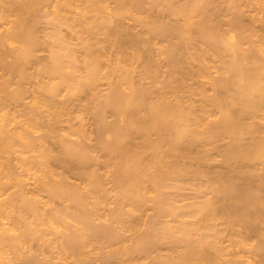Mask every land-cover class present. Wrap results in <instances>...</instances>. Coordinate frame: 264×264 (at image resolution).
I'll list each match as a JSON object with an SVG mask.
<instances>
[{
  "label": "bare ground",
  "instance_id": "bare-ground-1",
  "mask_svg": "<svg viewBox=\"0 0 264 264\" xmlns=\"http://www.w3.org/2000/svg\"><path fill=\"white\" fill-rule=\"evenodd\" d=\"M12 16L0 32V187L14 186L0 201V264H245L252 238L264 264L251 188H264V0H0V27ZM220 142L230 171L250 164L231 174L247 188L205 174Z\"/></svg>",
  "mask_w": 264,
  "mask_h": 264
},
{
  "label": "rangeland",
  "instance_id": "rangeland-1",
  "mask_svg": "<svg viewBox=\"0 0 264 264\" xmlns=\"http://www.w3.org/2000/svg\"><path fill=\"white\" fill-rule=\"evenodd\" d=\"M108 2H109L110 4H109ZM108 2H106V3L109 4V5H107V6H108L107 8H108V10H109V9H110L109 6L111 5L110 7L112 8V5L114 6V3H112L111 1H108ZM127 16H128V15H127ZM125 17H126V16H125ZM14 19H15V17L12 16V17H7V18L5 19L6 21L3 20V21H2V25H1V27H0V28H1V29H0V32L3 31V29H4V30L7 29V28L9 29V26L12 25V22L14 21ZM129 22H130V21H127V23H129ZM45 23H46V22H45ZM127 23H126L125 26L128 25ZM39 25H42V24L40 23ZM44 25H45V24H44ZM44 25H43V26H44ZM43 26H42V28H43ZM45 26H46V25H45ZM125 26H124V27H125ZM40 27H41V26H39L38 28H40ZM124 27L122 28L123 30L126 28V27H125V28H124ZM127 27H129L128 30L125 29L127 32H125V31H123V32H119V33H122V35L120 34V35H121V38H120L121 40H120L119 42L121 43V41H122L123 38H124V40H127V41H124V40H123L125 43L127 42V43L124 44V45H122V43H123V41H122L121 45L123 46V48H124V47H125V48H126V47L128 48V47L130 46V45H129V40H128L129 38H128V37H132V36H133L132 33H135V32H136V29H135L134 32L131 31L132 29L130 28L129 25H128ZM8 29H7V30H8ZM61 29H63V32L61 33V35H62V34L65 35V33L68 32L67 30H64V27H62ZM130 29H131V30H130ZM9 30H10V29H9ZM40 30H44V29H41V28H40L39 31H40ZM133 30H134V29H133ZM37 31H38V30H37ZM65 31H66V32H65ZM41 32L43 33L44 31H41ZM41 32H39L40 35H43V36H44V34H42ZM64 32H65V33H64ZM131 32H132V33H131ZM69 33H70V32H69ZM69 33H67V36H66V38H69L67 41L70 42V43H74L75 40L70 39L69 36H71V37H73V38H74L75 36H74L73 33H70V34H69ZM124 33H125L126 35H125ZM258 33H259V32H258ZM123 34H124V35H123ZM63 35H62V36H63ZM130 35H131V36H130ZM43 36H42V37H43ZM125 36H126V37H125ZM118 38H119V36H118ZM125 38H126V39H125ZM127 38H128V39H127ZM45 40H46V39H45ZM7 41L13 43V44H11V45H12V48L17 49L18 47L21 46V45H20L21 43L18 42L19 44H17V43H15L16 41H13L12 39H8ZM46 41H47V40H46ZM13 45H15V46L13 47ZM19 45H20V46H19ZM16 46H18V47H16ZM38 48H39V49H38V53H37V55H39V57H41V54L43 55V53H44L45 56L43 55V56H44L43 58H46V56H48L49 53L47 54V51H46L47 49L44 47V44H43V42H42V39H40V43H39V45H38ZM127 48H126V49H127ZM40 49H41V50H40ZM43 50H44V51H43ZM42 52H43V53H42ZM39 53H40V54H39ZM81 56H82V55H81ZM41 58H42V57H41ZM78 58L80 59V56H79ZM81 59H82V57H81ZM8 60H11V59L8 58ZM77 63H78V64H76V65L78 66V69L80 68L79 66H81V68L79 69V71L74 72V70H72V69H70V70L73 71L74 74L76 73V76L78 77V75H84V72H83V70H82L83 65H80V63L82 64V60L78 61V59H77ZM68 70H69V69H68ZM70 70H69V71H70ZM71 71H70V72H71ZM81 71H82V72H81ZM70 72H69V73H70ZM71 73H72V72H71ZM78 73H79V74H78ZM211 73H212L211 75L215 74V73H213V72H211ZM74 74H73V75H74ZM74 76H75V75H74ZM214 76H215V75H214ZM38 77H40V76L38 75V76L36 77L37 79L35 80V81H37V82H38V80H39ZM41 78H42L43 80L45 79V78L42 77V76H41ZM204 81H205V79H204ZM204 81H203V82H204ZM39 82H41V81L39 80ZM45 82H46V79H45ZM45 82H43V83H45ZM41 83H42V82H41ZM43 83H42V84H43ZM101 85H102L103 87H102ZM40 86H41V85H40ZM98 86H99V87H98ZM104 86H106V87H104ZM205 86H206V85H205ZM206 87H207V86H206ZM104 88L107 89L106 81H105V80H101L100 84L97 85L96 88H91V89H92V90L94 89V91H93L94 93H95V92L98 93V94L95 93V96H97L96 98H98V97H100L99 95L105 93L104 91H106V89L103 90ZM96 89H97V91H96ZM92 90L89 91V92H90L89 94H85V96L83 97L82 100H85V102H86V101L88 100V99H87V95H88V98H90V96L92 97V95H94V93L92 92ZM98 91H100V92H98ZM91 92H92V93H91ZM65 93H66V92H65V90H64V91H63V94H61V93H60V94H61L62 96H64ZM86 99H87V100H86ZM28 100H30V98H28ZM28 100L26 99V101H28ZM82 100H81V103L84 104L85 102H83ZM78 102H80V101H78ZM78 102L75 101L74 103L77 105V104H79ZM86 103H87V102H86ZM86 103H85L84 105H86ZM212 114H213V113H212ZM214 115L217 116L216 114H214ZM212 116H213V115H211V116L209 115V118L212 119V120L216 118V117H212ZM80 117L82 118L81 115H80ZM86 117H87V116H86ZM87 118H88V117H87ZM87 118H85V114H83V118H82V119H87ZM207 118H208V117H207ZM87 120H88V119H87ZM87 120H83L84 123H85ZM208 120H209V119H208ZM72 123H74V124H73V125H74L73 127H77V125H79V122H78V121L76 122L77 125H76L75 122H72ZM88 124H89V123L87 122V126H89ZM67 125H68V124H67ZM67 125H66V123H63V127H64L65 129H66ZM87 126H86V129H87ZM73 127H72V128H73ZM89 127H90V126H89ZM88 130H89V129H88ZM66 131H68V130H66ZM75 138H76V137H72L71 139H75ZM222 142H224V141H222ZM222 142H220V143L217 145L216 149L214 148V151H215V152H214V151H212V153L210 152V153H211V158H212V159H211V162H210L211 165H208V167L206 166L207 170H205V171H206L205 174H206V175H211V176H209V177L212 178V179H213V176H216V178H217L218 180H220V181H222L221 179L224 178V177H222V176H224L225 174H226V175H225V178H226V180H227V179H228V176H229V174H230L229 179H230V180L233 179L232 181H234L235 186H236V184H237V185L239 186V187L237 186L238 188H240V187H241V188H245V187L247 188V186H248L249 184L246 183V182H247L246 180H245V181H246L245 184H247V186L245 185V187H243V186H244V183H243L244 180H243V182H242L241 180L236 179L237 177L232 176V175H233V173L235 172L236 167H238V166H240V170H242V169L245 170L243 163L246 164V163H248V162H246V163H245V162L241 163L243 166H242V165H239V164H238V166H237V165H236L235 167L233 166L232 171H230L231 169L229 170V168H227V166H226L224 163L222 164V160H221V156H220L222 153L219 152V150L223 151L222 148L224 149V148L227 146V144H226L225 147H221V148H220V146L222 145ZM226 142H227V141H226ZM246 142H248V140H247ZM224 145H225V143H223L222 146H224ZM219 148H220V149H219ZM218 149H219V150H218ZM217 150H218L219 153L216 154ZM192 151H194V150H192ZM195 151H196V156H195V155H191V157H192V156H195L194 158L192 157L193 160H194V163H193V164L196 163V162H195V161H196L195 159L197 158V154L199 153V152L197 153L198 150H195ZM193 153H195V152H193ZM213 153L215 154V156H214ZM218 154H219V155H218ZM53 155H54V153H53ZM198 155H200V154H198ZM217 156H220V157H217ZM198 157H200V156H198ZM215 157H216V159H215ZM197 159H198V158H197ZM213 159H215V160H217V161L214 160L215 162H212ZM191 160H192V159H191ZM191 160H190V163H191ZM12 163H13V166H15V168H14V170L12 169L13 171L11 170L10 172H15V174L12 173L13 175H16V174H18V173H21V174H22V172L20 171L21 168H20L19 164L16 162V160H14V162L12 161ZM16 163H17V164H16ZM248 165H250V164L248 163ZM251 165H252V164H251ZM192 166H193V165H192ZM203 166H204V165H203ZM209 166H210V167H209ZM213 166H214V167H213ZM225 166H226V167H225ZM194 167H196V164H195ZM204 167H205V166H204ZM211 167H212V168H211ZM245 167H246V166H245ZM251 167H252V166H251ZM196 168H197V167H196ZM196 168H195V169H196ZM202 168H203V167H202ZM202 168L200 167V168H198V169L200 170V169H202ZM247 168L250 169V166H249V167L247 166L246 169H247ZM0 169H1L0 171H2L3 167L0 168ZM5 169H6V168H5ZM5 169H3V170L5 171ZM190 169H191L192 171L194 170V168L192 169V167H190ZM198 169H197V170H198ZM203 169H204V168H203ZM203 169H202V170H203ZM209 170H210V171H211V170H214V171L217 170V171H215V172L213 171V172H211V173L209 172V174H207V173H208L207 171H209ZM226 170H227V171H226ZM228 170H229V173H228ZM238 170H239V167L237 168L236 172H237ZM4 171L2 172L3 174H4ZM7 171H8V169H7ZM221 171H222V172H221ZM223 171H224L225 173H224ZM233 171H234V172H233ZM242 171H243V170H242ZM32 172H33V171H32ZM32 172H30V173H32ZM220 172H221V173H220ZM232 172H233V173H232ZM8 173H9V172L6 173V171H5V174H4V175H6V174H8ZM25 173L27 174L28 172H25ZM25 173H23V174H25ZM30 173H29V174H30ZM213 173H214V175H213ZM217 173H218L219 175H218ZM222 173H223V174H222ZM26 174H25V175H26ZM37 174H38V173H37ZM39 174H40V173H39ZM39 174H38V176H39ZM215 174H216V175H215ZM220 174H221V176H220ZM231 174H232V175H231ZM234 174H235V173H234ZM4 175H1V173H0V180H1V178H2L1 176H3V178H2L1 181H4V180H3V179H5ZM10 175H11V173H10ZM25 175H23V176H24L23 178H25L26 180H28V178H31V177H32V175H31V177H29L30 175H29L28 177H26L27 175H26V176H25ZM34 175L36 176V174H33V177H34ZM212 175H213V176H212ZM231 176H232V177H231ZM15 177H16V176H15ZM15 177H13V178L16 180L19 176L17 175V177H16V178H15ZM21 177H22V176H20L19 179L23 180ZM33 177H32V178H33ZM218 177H219V178H218ZM230 177H231V178H230ZM233 177H234V178H233ZM10 178H12V176H11ZM13 178L10 179V180H12V181H10L9 183H8V180H7V183H8V185L6 184V185H7V188H8V187H11L12 184L14 185V181H15V180H13ZM32 178H31L30 180L27 181L28 184L26 183L29 187H28V186L26 187V185H25V187L27 188V190H30V191H31V188H30V187H32V185L35 184L34 181L36 180L35 177L33 178V179H35V180H33ZM216 178H215V179H216ZM25 179H24V180H25ZM218 180H217V181H218ZM224 180H225V179H223V181H224ZM69 181L73 182L72 180H69ZM215 181H216V180H215ZM217 181H216V182H217ZM235 181H236V182H235ZM237 181H238L240 184H239ZM30 182H31V183H30ZM75 182H76V181H75ZM218 182H219V181H218ZM15 183H16V182H15ZM77 183H79V181H77ZM249 183H250V182H249ZM75 184H76V183H75ZM30 185H31V186H30ZM240 185H241V186H240ZM253 185H254V184H253ZM253 185H252V187H251V185H250V187L253 188V190H256L257 195L259 196V198H258L259 201H260V202L263 201V203H264V188H262V186H261L260 189H259V188L256 189L255 187H253ZM4 187H5V186H4ZM4 187H3V188H4ZM250 187H249V188H250ZM3 188L0 187V191H1V192H0V193H1V194H0V201H2V198H3V199L6 198V196H7L6 194H9L10 192L13 191L14 186H13L12 188H9V189L6 190V191H5V189H3ZM7 188H6V189H7ZM26 188H25V189H26ZM190 189L192 190V188H190ZM190 189H185V190H183V191H182V194H183V195H186V193H187V197H188V195H189L188 198H190V197L192 196V194H193V192H192L193 190L190 191ZM187 190H188V192H186ZM8 191H10V192H8ZM184 191H185V192H184ZM7 192H8V193H7ZM29 193H30L29 196H31V195H32L31 192H29ZM190 193H191V194H190ZM210 194L213 195L212 193H209V195H208V196L206 195V197H204V198H205V199H206L207 197L209 198V196H211ZM152 195H154V194H152ZM190 195H191V196H190ZM149 196H151V194H149ZM216 196H219V194H216ZM35 197H36L37 199L39 198V199H40L41 201H43V202H44V200L46 201V198H45V196H44L43 193H40V195H38V196L36 195ZM41 197H42V198H41ZM110 197H111V198H110L109 200H107V203L105 202L104 207H103V209H102L103 212H106V213L102 214V217H100V218H103V219H100L102 222H103V220H105L106 218L108 219V217H107L106 215H108L109 212H110V210H111L113 207H115L114 204L117 205L116 202H115L116 199H115L114 197H112V196H110ZM204 198H203V199H204ZM210 198H211V197H210ZM213 198L215 199V197H213ZM219 198H220V197H218V198H216V199H219ZM216 199H215V200H216ZM111 200H112L113 202H112ZM187 201H189V203H190V201H193V200H192V199H191V200H190V199H189V200H185V201L183 200L182 202H179V203H181V204H179V203H178V204H179V205H183L184 202H186L187 204H189ZM216 201H218V200H216ZM216 201H215V202H216ZM220 201H221V200H220ZM58 202H59V201H56V203L54 202V204H52V205H53V206H55V205L60 206V205H59L60 203H58ZM218 202H219V201H218ZM218 202H217V203H218ZM108 203H109V204H108ZM263 203H262V204H263ZM110 204H111V205H110ZM184 204H185V203H184ZM107 205H108L109 209H108ZM57 206H55V207H57ZM257 206H258V210H257L258 215H260V214H259V211H260L261 213H262V212L264 213V207H263V209H262V208L259 209V208H260L259 205H257ZM263 206H264V204H263ZM256 209H257V207H256ZM107 210H108V211H107ZM146 210H147V211H146ZM261 210H262V211H261ZM251 211H252V210H251ZM254 211H256V210L253 209V213L255 214ZM107 212H108V214H107ZM146 212H148V213H146ZM249 212H250V211H249ZM140 213H141V214H140ZM251 213H252V212H251ZM253 213H252V214H253ZM263 213H262V214H263ZM150 214H151V210H149V207H148V208H147V207L143 208V210H141V211L139 212V214H137L138 216H139V215H140V216L138 217V216L136 215V217H134V218L136 219V220L133 219V220L135 221V224L133 223L134 221L132 220V221H133V222H132V223H133L132 225H136V226H138V227L134 226V227H136V229L139 228L140 230H142V229L145 227L146 222H148V221L145 222V220H146V219L149 220V216H150ZM252 214H250V215H252ZM104 215H105V216H104ZM148 215H149V216H148ZM103 216H104V217H103ZM260 216H261V215H260ZM262 216H263V217H262ZM262 216H261V218L264 219V215H262ZM147 217H148V218H147ZM138 220H140V221H139L140 223L138 222ZM4 222H5V221H4ZM137 222H138V224H136ZM144 222H145V223H144ZM143 223H144V224H143ZM143 225H144V227H143ZM133 229H135V228H133ZM47 231L50 232V231H52V230H50V228H48ZM132 235H133V231H132V232H126V233L124 234V238H125V237L127 238V239H126V238L124 239L125 241L127 240V241H126L127 243L125 242L126 244H125L124 241H123V243H124L125 245L131 243V241H132L131 239H133V236H132ZM243 236L247 238L248 234H246V236H245V235H243ZM51 237H52V236H51ZM248 237H249V236H248ZM252 239H254V240H253V242H254V241H255V238H252ZM252 239H251L250 241H249V240H248V241L246 240L247 243L249 242V244H247V246L250 247V246H253L254 243H256V241L253 243V242H252ZM130 240H131V241H130ZM246 241H245V242H246ZM226 242H227V241H226ZM226 242L224 241V244H223V245H225ZM251 243H252V245H251ZM226 244L228 245L229 243L227 242ZM227 245H226V246H227ZM247 246L245 245V248H247V249H245V250H247V252H245V254H243L244 256L242 255L241 259L244 257L243 260L245 259V264H248V263L250 264V263H252L251 261L253 260L252 258H250V257H252V256L249 255V254H251V252H249V251H251V248H252V247H251V248L249 249V251H248V248H249V247H247ZM34 247H36V246H34ZM228 248H230V247H228ZM228 248H227V249H228ZM34 249H35V248H34ZM164 249L166 250V247H165ZM231 249H232V247H231ZM229 250H230V249H229ZM226 252H227V251H226ZM164 253H168V252H164ZM232 253H233V250L231 251L230 254L228 253L229 256H228V255L225 256L226 258H228L227 261H228V260L230 261V260H232V258H234V257H233V254H234V253H233V254H232ZM248 253H249V254H248ZM153 255H154V254H153ZM231 255H232V256H231ZM225 257H224V258H225ZM230 258H231V259H230ZM246 258H247V259H246ZM249 258H250V259H249ZM251 259H252V260H251ZM147 260L150 261V262H152V259H147ZM145 261H146V260H145ZM148 261H146V262H148ZM246 261H247V263H246ZM140 262H142V261H140ZM143 262H144V261H143ZM8 264H9V263H8ZM10 264H11V262H10ZM12 264H14V263H12ZM211 264H212V263H211ZM213 264H214V263H213ZM215 264H216V263H215ZM228 264H229V263H228ZM252 264H253V263H252Z\"/></svg>",
  "mask_w": 264,
  "mask_h": 264
}]
</instances>
